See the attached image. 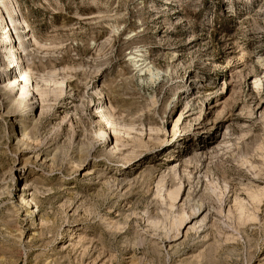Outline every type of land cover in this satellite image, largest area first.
Here are the masks:
<instances>
[{"label":"rangeland","instance_id":"obj_1","mask_svg":"<svg viewBox=\"0 0 264 264\" xmlns=\"http://www.w3.org/2000/svg\"><path fill=\"white\" fill-rule=\"evenodd\" d=\"M0 22V264H264V0H0Z\"/></svg>","mask_w":264,"mask_h":264},{"label":"bare ground","instance_id":"obj_2","mask_svg":"<svg viewBox=\"0 0 264 264\" xmlns=\"http://www.w3.org/2000/svg\"><path fill=\"white\" fill-rule=\"evenodd\" d=\"M10 1V0H9ZM12 4V3H11ZM13 6V5H12ZM14 8V7H13ZM14 10H15V8H14ZM2 16H6V15H2ZM1 16V17H2ZM5 19V18H4ZM2 21V20H1ZM8 23V22H7ZM0 24H1V22H0ZM1 26H3V25H1ZM3 30H5L6 29V31L4 32V33H8L9 31H10V29L8 28V25L6 24V25H4L3 26ZM8 28V29H7ZM2 34V33H1ZM0 34V35H1ZM4 35V34H3ZM1 37V36H0ZM2 39V38H1ZM0 39V40H1ZM4 40V49H2V51H0L1 52V59H2V63H0V71H2V72H6V74H5V76L7 77L9 74H10V72H11V70H13V68H14V66L16 65H18V63H17V57L15 58V56L13 55V54H11L14 58L12 59V60H9L8 59V56L6 55V53H10V48H8L7 47V42L8 41H10L11 42V34L9 35V34H7L6 36H5V39H3ZM13 46H15V44L13 45ZM12 46V47H13ZM12 49V48H11ZM138 56L137 55H135L134 56V62H135V64L137 63V62H139V61H141L142 63H145L144 61V59H141V58H137ZM4 58L6 59V62H3V60H4ZM19 60H20V58H19ZM141 64H139V66H140ZM143 65V64H142ZM20 67V66H19ZM145 68H146V71L150 74V76L151 77H153V76H156V77H154V78H157L158 77V74H159V72L157 71V70H153L151 67H149V66H144ZM143 67V68H144ZM3 76V75H2ZM11 78L12 77H10V78H7L8 79V81H7V83L5 84L7 87L10 85V87H12V84H14L15 82H18V85H20L21 84V82L23 81V83L21 84V87H19L20 89H21V91H25L27 94H29L30 95V98L28 99V100H32L33 99V93L32 94H30L31 92H30V90H31V88H29L28 87V85H27V81H28V79H27V77H26V75L25 74H23V72L21 73V72H19V74L17 75H15L12 79L13 80H11ZM153 79V78H152ZM17 92L16 93V95H15V98L14 99H16V100H25L26 99V96L24 95L25 93L24 92ZM18 95V96H17ZM101 96V95H100ZM29 106V105H28ZM31 108V107H30ZM105 109V108H104ZM30 110V109H29ZM104 112H106V110L104 111ZM95 113V115L96 114H98V116L96 115V117L97 118H99V120H98V123L101 125L100 126V130H99V135L100 134H103V135H105L106 134V130H105V127L106 126H108L109 127V122H108V120L106 119V117H105V115H104V113H103V109H102V106H97L96 107V111L94 112ZM218 114V113H217ZM98 123H97V125H98ZM99 127V126H98ZM25 135H27V133L26 132H24V136ZM109 135V134H108ZM96 136V135H95ZM98 136V135H97ZM99 137V136H98ZM101 137V136H100ZM106 137V136H105ZM26 138H28L27 136H26ZM28 140V139H27ZM129 158H131V157H129ZM169 159H168V161L171 159V160H173L174 158L170 155L169 157H168ZM25 185V184H24ZM28 186V185H27ZM24 189V188H23ZM26 189V188H25ZM176 197V196H175ZM210 197H211V195H210ZM173 198V197H172ZM22 201H24L23 203H28V204H30V198H27V197H21L20 198ZM211 199V198H210ZM252 199H256L255 198V196L254 197H252ZM174 200V199H173ZM211 203H217V202H215V200L212 198L211 200ZM173 203V202H172ZM170 205H173V204H170ZM172 207V206H171ZM184 218V217H183ZM181 220H184L185 221V219H182L181 218ZM180 222H183V221H180ZM241 224V223H240ZM180 226V225H179ZM198 262V261H197Z\"/></svg>","mask_w":264,"mask_h":264}]
</instances>
